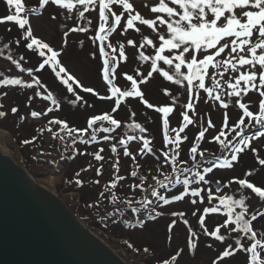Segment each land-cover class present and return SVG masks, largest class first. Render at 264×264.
I'll return each instance as SVG.
<instances>
[{
    "label": "snow or ice",
    "instance_id": "obj_1",
    "mask_svg": "<svg viewBox=\"0 0 264 264\" xmlns=\"http://www.w3.org/2000/svg\"><path fill=\"white\" fill-rule=\"evenodd\" d=\"M9 10V14L0 18V23L12 22L20 30V37L15 40L16 45L23 43V46L37 54L39 58H43L35 69L22 67L25 57L20 56L19 60L15 59L11 52L7 55V60L11 65L18 69L20 73L27 72L30 77L26 81L19 77H9L7 75L0 76V87H16L21 89H36L32 96L28 97L31 101L34 97H42L45 101H50L52 105L60 107L57 99L53 97L50 91H47L45 85L33 73H39L49 66L51 72L56 78H60L62 84L67 85V92L72 93L74 99L70 102L76 105L81 101L82 97L77 95L73 84L82 88L84 92L93 93L100 100H107L113 103L110 110L101 114H93L86 119V126L82 129L70 127L66 121L61 119H52L48 121L49 125L59 126L58 131H53L48 127L47 131L52 137L64 141L71 139L74 146L77 142L82 144H90L97 142V134L103 133L102 139L109 141L114 139L110 133L121 128L122 122L113 114L122 106L127 98H139L146 108H154L155 112L160 115L162 128V144L163 151L157 155V160L162 159L164 166H169L170 171L160 172L163 179H157L153 176L155 182L151 187L150 196L156 201L162 202L163 205H170L173 202L184 201L188 197H192L190 203L195 206L199 198V203H205V197L202 195L204 189L194 187V185L209 184L206 178L214 169H230L233 162H237L239 155L244 153L245 149H252L251 140L253 138L264 137V0H154L151 5L145 4L152 18H145L137 11L132 0H38L39 10H43L46 6L52 5L57 10H63L66 18L74 17L79 20H86V24L78 25L70 29L71 32L87 33L89 32L93 21L86 18V13L97 11L98 27L91 29L94 36L93 41H99V56L103 61L101 74L102 80L106 84L108 95H99L92 88L85 87L68 73L66 68L62 66L59 56L61 53L54 50L48 43L43 42L40 38L34 36L33 29L30 25V17L42 14L38 13L36 7H26L23 0H4ZM119 7L117 13L115 8ZM55 19V16H53ZM146 26L155 33V40L150 36L142 35L141 41L137 46L136 41L128 39L127 44L134 48L143 49L151 46L153 54L146 55L144 51H139L135 57L141 63L149 62V70L146 75L139 68L134 69L133 74L123 73L130 86L123 90L118 87L114 81L117 72V56L122 61L127 60L125 53V45L119 44L118 48L111 43L105 45V41L114 33L119 31L121 35L129 29L137 33L141 32V27ZM10 31V29H9ZM65 36L68 32L64 33ZM82 43V42H81ZM66 44V41H65ZM106 47L111 49V54L106 51ZM5 49H9V45L5 43L0 48V54ZM167 66V67H164ZM64 74L61 77V74ZM154 74L162 77L175 86L185 88L188 96V102L182 105L180 116L182 120L178 127L170 126V115L174 113L175 98L172 100V106L164 105L154 107L153 104L147 102L144 93L139 85L147 84ZM227 77V78H225ZM71 81V83H69ZM210 81V86H209ZM39 89H44L46 95H42ZM165 96L171 95L167 89H163ZM258 93V111L255 113L250 110L249 106L252 101L243 102L250 93ZM205 95V103L211 101L218 104L219 109L223 112L222 126L219 128L212 140L220 145L223 152L230 153V158L225 155L223 159L216 158L211 161L206 159L205 151L200 149L201 141L205 139L206 133L216 126L211 119L207 121V126L201 125L200 130L195 135V142L188 149V157L190 160H179L181 155V146L188 140L185 130L196 123L193 118L195 116L196 104L201 94ZM6 95V93H3ZM227 98V99H226ZM230 106H234L242 110L235 123L229 126V114L226 111ZM2 107V105H0ZM92 107V105H88ZM16 107L11 108V112L16 113ZM52 108H48L45 112L32 110L29 115L32 118H38L52 112ZM6 113L0 111V117H4ZM135 112H131L126 128L128 132L124 133L117 143L112 144L111 153L117 154L118 146L123 149L124 157H131L136 161V156L130 151V142H142L139 148V154H153L154 149L151 141L142 134L147 132L146 127L135 121ZM257 128L252 136L246 135V129ZM141 134L136 135L135 133ZM229 133H234L229 139ZM87 137V138H85ZM223 138V139H222ZM35 139V137H33ZM25 144L31 143L29 140L23 141ZM104 151L100 148L94 153H88L93 156L94 160L102 161L104 157L101 153ZM84 155V153H80ZM258 163L264 166V158L259 159ZM209 165L201 168V165ZM91 167V165H90ZM103 165H101V168ZM139 167V165H137ZM101 168L96 169V174H101ZM115 170L110 185H106V190L111 191L117 187V183L125 179L124 176L117 175L119 172V160L112 164ZM85 171L87 169H84ZM79 173H77V176ZM132 177H137V172L130 173ZM251 175V173H247ZM80 183V181H77ZM99 183V181H95ZM239 189H249L254 193L260 201H264V188L255 186L254 183L246 179H238L235 181ZM180 186L179 194H172L171 199L165 195H161L160 190L174 189ZM132 189H145V179L140 178L139 184L131 186ZM227 187V185H225ZM219 192V185L216 188ZM104 196V192L100 193ZM213 200L217 201L213 206L204 207L203 214L198 216V226L203 230L205 236H210L215 241L225 243L229 237L234 236L233 244H227L225 249L221 251L213 264L217 261H224L232 258L234 254L243 252L247 256V264H264V236L258 235L254 230L253 222L257 220L255 212H249L247 204V196L244 194L239 197L231 194L213 195L211 189L207 191V202L212 205ZM118 198L115 193L111 195V203L116 204ZM123 203L131 208L132 212H139L141 209L147 210L153 201L147 196L143 200L135 201L139 208L133 207V200L127 199ZM117 211H120L117 209ZM209 213H221L225 216L223 222L216 226L214 230L209 231L205 227V217ZM159 214V213H158ZM180 217L184 216L183 212L173 213ZM193 216L198 215V211L192 212ZM264 215V213H261ZM173 225L176 221L172 222ZM187 223V221H185ZM171 227V226H170ZM222 230L227 235L222 234ZM189 238L186 247L189 250L197 248V243L192 239L197 233L188 229ZM211 248L212 245L208 244ZM145 252L148 249H144ZM182 251V250H181ZM180 253L171 257L172 261H176ZM167 264V261L163 262Z\"/></svg>",
    "mask_w": 264,
    "mask_h": 264
},
{
    "label": "rangeland",
    "instance_id": "obj_2",
    "mask_svg": "<svg viewBox=\"0 0 264 264\" xmlns=\"http://www.w3.org/2000/svg\"><path fill=\"white\" fill-rule=\"evenodd\" d=\"M23 2L26 7H36L38 13H42L30 17V25L33 29L34 36L48 43L54 50L61 53L59 59L62 66H64L68 73L77 79L80 84L92 88L93 91L99 95H108L106 84L102 80L100 71L103 61L99 56V41L94 42L93 39H91V37L94 36V32L91 29L98 27L97 11L86 13V18L93 21L89 32L73 33L70 29L78 25L86 24V20H79L74 17L66 18L63 10H57V8L52 5L46 6L43 10H39L38 0H23ZM153 2L154 0H132L135 9L145 18L153 17L149 9L144 6L145 4L151 5ZM115 11L119 13L120 8L116 7ZM53 16H55V19H53ZM138 27H141L140 33L129 29L126 33L121 35L120 32L117 31L105 41L106 44L111 43L116 48H118L121 43L125 45L126 61L119 59L118 51L115 54L117 56V72L114 83L122 90L129 87L130 84V82L125 80L123 73L127 72L128 74H133L134 69L139 68V70L146 75L149 70V62L141 63L136 60L135 57L138 55L139 51H144L146 55L153 54L151 46L138 49V47L134 48L129 46L127 40L133 39L138 46L142 35L150 36V38L155 40V33L146 26L138 25ZM65 32H68L67 36L64 35ZM13 33L15 32L13 31ZM7 38L9 41V36ZM4 41L6 43L8 42L6 39H4ZM107 52L111 54V49L108 48ZM26 53V56H31L29 51H26ZM26 78L30 80V77ZM57 84V81H55L53 85L48 84L47 91H50L53 97L57 99L60 105V107H57L59 111L55 112L53 110L47 115H42L38 118H32L29 113L32 110L45 112L48 108H52L49 102L41 101L40 97H36L35 101L31 100L33 102L28 103L30 102L28 99L22 98L21 102L19 101L18 103V107L17 103L15 104L13 102V93L11 94V91L5 92L6 95L2 96L3 100L1 103L4 106L3 110H5L6 117L12 122L16 121L19 117L23 118L20 123L22 124L20 132L24 138L34 137L36 135V129L41 124L45 122L48 123L51 117H58V119L62 118L61 120L68 122L73 121L75 117L79 116V120L82 122L88 116L103 112L101 110L102 108H107L108 105L111 107L113 105L110 101L98 99L93 93L84 92L80 87L77 88L79 92L83 94L82 99L77 102V105H73L70 101L74 99V96L72 93L67 92V86H65L63 91V89L60 90L58 88ZM54 85L57 87H54ZM139 87L144 93L145 100L153 104L154 107L164 105L172 106V100L175 98V111L170 115V126L172 128L178 127L182 120L180 116V112L183 110L182 105L188 102L185 88L172 85L164 81L163 78L159 77L157 74H154L153 78H151L147 84L139 85ZM163 89H167L171 95L165 96ZM39 90L42 91V95L47 94L43 90ZM60 92L62 93L59 94ZM205 95L206 94L202 93L198 101H193L196 104L195 116L193 117L196 123L190 125L185 130V135L188 136V140L181 146L182 151L178 158L179 160H189L188 149L195 142V135L200 130L201 125L206 127L209 119L212 120L216 127L210 129L206 133L205 139L201 141L200 149L205 151V155L210 154L207 153L208 150H211L218 158L221 154L222 150L220 145L213 141L212 137L217 134L219 128L222 126L223 112L225 110L219 109L218 104H213L211 101L206 104L204 102ZM259 99L258 93L253 92L250 93L243 102L252 101L253 103L250 104L249 108L255 113L258 111ZM88 105H92V107H88ZM15 106H17L16 108L18 111L12 113L11 108ZM94 108H98L99 111ZM119 111L116 113L115 117L121 120V128L113 132L114 135L111 137H114V139L104 141V144L100 145L101 148L104 149L101 153L104 157L102 161H96L93 156L88 155V153H94L99 150L96 146H91L90 148H84L81 152L84 153V155L80 154L81 156L79 155L73 162L68 163L56 172L49 173L48 175L45 173L36 174L37 169L32 165V162L29 165L31 170H28L27 164H25L22 158L21 150L16 147H10V133L1 126L0 132H4L5 134L0 137V149L24 171L31 175L39 187L55 195L78 221L82 224H86L88 230L125 264H154L160 261L162 264L165 261H167V264H213V261L216 260L218 254L225 249L226 245L233 244L235 237L231 236L225 243H220L210 236H205L203 230L199 228L198 216L203 214V208L218 203L213 200L212 205L208 204L207 191L211 189L214 196L231 194L239 197V195L244 194L247 196L246 202L249 206L250 214L255 212L258 215V213L264 212V201H260L254 193L249 192L251 191L249 189H239L238 185L235 183L236 180L241 178L245 179L247 177L249 181L252 180L251 182L254 183L255 186L256 184L258 185L259 182L262 188H264V166L258 163L259 159L264 158V137L253 138L251 140V146L255 151L245 149L244 153L239 155L238 161L233 162L232 168L214 169L211 174H208L206 178L210 181L209 184L194 185V187H201L204 189L202 192V195L205 197L204 204H200L199 198H195L198 203L193 206L190 203L193 198L188 197L184 201L173 202L170 205H163L160 208L158 206H153L152 209L154 210H152V213L158 217H155L152 221H145L142 219L144 222L142 229L124 230L120 228V226L114 225L105 230L106 232H101V230H96L97 228L92 225L95 218L93 214L94 209L92 208L103 206L104 203L108 201V194L105 191H107L106 185H110L115 171L112 168V164L115 163L117 159L119 160V172L116 174L124 176L125 179L119 181L117 187L109 192H114L116 196H118V202L126 201L134 192L131 186L139 182L137 181L139 178L132 177L130 173L137 170L136 172L139 171L140 174L149 178L148 182L155 183L152 180L153 174L151 175V173L156 172L158 169L157 163L159 160H157L156 155L164 150L162 144V122L160 120V115L155 112L154 108H146L139 98H127L122 103ZM226 111L229 114V126L231 127V125L237 121L242 110L230 106ZM131 112L136 113L134 117L135 121L146 127L147 132L142 135L149 139L151 141V146L153 149L155 148V155H141L139 154V148L142 142H130V151L137 157L136 160H140L139 164L133 161L131 157H124L123 149H119L121 148L119 146L117 149L118 155L111 153L112 144L117 143L120 138H123L124 133L128 132L126 125L131 122L129 120ZM2 123L4 122L0 121V124ZM254 129L257 128L253 127L246 129V133ZM262 131H264V129H262ZM128 134L133 133L128 132ZM135 134L141 135L138 131ZM181 135L183 136V133ZM232 135H234V133H229L228 138L231 139ZM157 141L158 143L155 144ZM101 165H103L102 168ZM137 165H139V169H136ZM97 168H101V174L99 176L96 174ZM84 169L87 170L85 171ZM77 173H79L78 176ZM247 173H251V175H247ZM253 177L255 181H253ZM68 179L70 181H67ZM77 181H80V183H77ZM95 181H99V183H95ZM66 182H70L75 187V190L72 192L66 190L67 187L65 188L63 185ZM214 184L221 186L220 192H216L213 187ZM225 185H227V187H225ZM147 187H149V185H147ZM180 190L177 193L170 192L169 199H171L172 194H179ZM101 192H104V196L100 195ZM255 205H257V207H255ZM193 211H198V215L193 216ZM180 212L184 213L183 217L173 215V213ZM224 219L225 216L221 213L206 214L205 227L209 231H212L216 226L220 225ZM173 221H176L174 225L172 223ZM185 221H187V223H185ZM256 226V223H253L254 230L257 231L258 235L264 236V226L259 228ZM189 228L197 233V236L192 237V239L198 246L192 250L186 247L189 238ZM222 234L227 235L223 230ZM208 244H211L212 247H207ZM144 249H148V251L145 252ZM178 252L180 254L177 256L176 261H172L171 257ZM149 255H151V257ZM217 264H246L245 253L238 252L234 254L232 258L224 261H217Z\"/></svg>",
    "mask_w": 264,
    "mask_h": 264
},
{
    "label": "water",
    "instance_id": "obj_3",
    "mask_svg": "<svg viewBox=\"0 0 264 264\" xmlns=\"http://www.w3.org/2000/svg\"><path fill=\"white\" fill-rule=\"evenodd\" d=\"M30 177L0 151V264H125Z\"/></svg>",
    "mask_w": 264,
    "mask_h": 264
},
{
    "label": "trees",
    "instance_id": "obj_4",
    "mask_svg": "<svg viewBox=\"0 0 264 264\" xmlns=\"http://www.w3.org/2000/svg\"><path fill=\"white\" fill-rule=\"evenodd\" d=\"M7 14H9V10L7 8V5L4 2V0H0V18L6 16ZM9 29H10V31H9ZM13 31L16 34L13 33ZM20 35H21L20 30L18 29V26H16L14 23H12V22L0 23V48H3V45L6 43L4 41V39H6L8 41L7 37L9 36V41L7 42V44L9 45V49H5L3 51V53L0 54V76L7 75L9 77H19V78H22L26 81H29L26 78V77H29L27 72L20 73L19 70L15 69V67L13 65H11V62L9 60H7V55L9 54V51H10L11 54L13 55V57L17 60H19L21 55H23L25 57L24 61L22 62V67H24L26 69L27 68L35 69L38 66V63L42 62V58H39L37 54H34L33 52L27 50L23 46V43H21L20 45L15 44V40L18 39L20 37ZM105 45H106V43H105ZM99 46H100V42H99ZM107 50H108V48L106 47V51ZM26 51H29L31 56L30 55H29V57L26 56L27 55ZM33 74L41 79V82L45 85L46 89L48 88V84L53 85V83L55 81L58 82L57 86L60 90L63 89V91H64L65 86H67V85L60 83L61 82L60 78L55 77V74L51 72V69L49 66H46L45 69L42 70L41 72H39V73L34 72ZM63 75L64 74L62 73L61 77H63ZM69 83H71V81ZM57 86L54 85V87H57ZM129 86H130V84H129ZM73 88H74L76 94L82 97L83 94H81L79 92V90L75 84H73ZM35 90H36L35 88L31 89V90L21 89V88H19V86H16V87L10 86L8 88L0 87V95H1L0 96V105H2V103H1L3 100L2 96H3V93H5V92L11 91V94L13 93L12 94L13 102L15 104L17 103V106H18V103H19V101L21 102L22 98L28 99L29 96H32L34 94ZM41 90H43L45 92L44 89H41ZM45 93H47V92H45ZM61 93L62 92H60L59 94H61ZM59 96H61V95H59ZM40 98H41V101L49 102L50 105H52L50 101H45L42 99V97H40ZM32 100L35 101L36 97H34ZM31 102H33V101H30L28 103H31ZM17 106H15V107H17ZM111 107L108 105L107 108H102L101 110L104 112L105 110L106 111L110 110ZM52 108L55 112L59 111V109H57V106L52 105ZM3 109H4V106L2 105V107H0V111L5 112V110H3ZM94 109L99 111L98 108H94ZM118 111L116 113H118ZM101 113L98 112L95 114H101ZM116 113H114L113 115L115 116ZM88 117H86L84 119V121L81 122L79 120V116H78V117H75L73 119V121H68L67 123L70 127L82 129L86 126V119ZM56 118L58 119V117H51L50 120L56 119ZM0 121L4 122V123L0 124V126L4 130H6L10 133V136H11L10 147L11 146L16 147V148L21 150L22 158L25 161V164H27L28 170H31L29 165L32 162L33 163L32 165H34L35 169H37L36 174L45 173L48 175L49 173H54L58 169L62 168L63 166H66L68 163L73 162L80 155V153L84 150V148H90L91 146H96L97 149H100L101 148L100 145L104 144V140L102 139V137L105 134H103V133L97 134V142L90 143V144H82V143L77 142L74 146L71 144L70 138L66 137V139L64 141H61L58 138L54 139L52 137L51 133H49L47 131V129H48V127H51L53 129V131H58L59 126L49 125L46 122L44 124H41L36 129V135L34 136L35 139H33V136L28 137V138H24V136L20 132L22 124H20L18 122V119L16 121L12 122L5 115L4 117H0ZM108 135L113 136L114 134L112 132ZM183 135H185V133H183ZM85 138H87V137H85ZM25 140H29V141H31V143H29V144L23 143V141H25ZM157 143H158V141L155 142V144H157ZM119 149H122V148H119ZM207 153H210V154L206 155V159L208 161H211V160L217 158L216 154L212 153L211 150H208ZM159 154L160 153H158L157 155H159ZM229 154L230 153L221 151L219 158L223 159L225 155H227L229 157ZM136 162L139 164L140 160L138 159V160H136ZM161 165H163L162 159H160L159 162L157 163V168H158L157 171L153 172V173L150 172L151 175L153 174V176L157 177V179H163V177L160 175L161 171H163L165 173L170 171L169 166H164L163 168H161L160 167ZM189 166H190V163H189ZM204 166H209V165H207V164L201 165V168ZM136 169H139V167H137ZM137 177L139 178V179H137V181H139L137 184L140 183L141 177H143L145 179L146 191L144 189H135V190H133L134 191L132 194L133 196L131 195L129 199L133 200V205H132L133 207L139 208V205L136 204L135 201L143 200L145 198V196H147L149 199H151L153 201V204L149 206L150 209L149 208L147 210L141 209L139 212L134 213L131 211V208H129L126 205V203H123L124 201H121V202L117 201L116 204H112L111 203V195L114 192L105 191L108 194L107 203H104L103 206L102 205L97 206L98 209L96 207L92 208V209H94L93 214L95 215V218L92 222V225L97 228L96 230H101V232L102 231L106 232L105 230H107L108 228H110L111 226H114V225L120 226V228H122L124 230H132V229H136V228L142 229L143 224H144L142 219H144L145 221H152L155 217H158L157 215L152 213L153 212L152 210H154L152 208H153V206H155V207L158 206L160 208L163 206V204H162V202L156 201L155 198H152L150 196L151 187H147V185L152 186L155 183L151 182L152 183L151 184L150 182H148L149 178L140 174L139 171L137 172ZM245 179L248 180L247 177ZM67 181H70V180L68 179ZM253 181H255L254 177H253ZM63 185L65 186V188L67 187L66 190H68L70 192L75 190V187L70 182H66ZM256 186L262 187L261 183H259V182H258V185L256 184ZM179 190H180V186H177L174 189H169L167 191L158 189V191H160L161 195H165L168 198H169L170 192H173V193L176 192L177 193ZM249 192H251V191H249ZM117 198H118V196H117ZM255 207H257V205H255ZM117 209H119L120 211H117ZM262 213H264V212H262ZM96 223H98L99 225ZM253 223H256V225H257L256 227H258V228L263 227L264 226V215H261V213H258L257 221H254ZM149 256L151 257V255H149ZM245 259H246V264H247L246 254H245ZM160 262H155L154 264H162Z\"/></svg>",
    "mask_w": 264,
    "mask_h": 264
},
{
    "label": "bare ground",
    "instance_id": "obj_5",
    "mask_svg": "<svg viewBox=\"0 0 264 264\" xmlns=\"http://www.w3.org/2000/svg\"><path fill=\"white\" fill-rule=\"evenodd\" d=\"M3 134H5L4 132H0V137H2L3 136ZM1 151V150H0ZM5 156H7L8 157V155H6V153H4V152H2ZM30 180L33 182V183H35L36 184V182L34 181V179H32L31 177H30ZM42 188V187H41ZM43 189V188H42ZM45 190V189H44Z\"/></svg>",
    "mask_w": 264,
    "mask_h": 264
},
{
    "label": "built area",
    "instance_id": "obj_6",
    "mask_svg": "<svg viewBox=\"0 0 264 264\" xmlns=\"http://www.w3.org/2000/svg\"><path fill=\"white\" fill-rule=\"evenodd\" d=\"M1 150V149H0ZM1 152H3L2 150H1ZM5 153V152H4Z\"/></svg>",
    "mask_w": 264,
    "mask_h": 264
}]
</instances>
